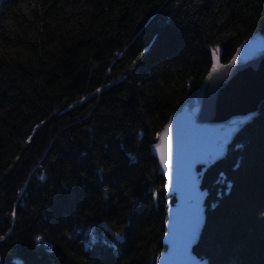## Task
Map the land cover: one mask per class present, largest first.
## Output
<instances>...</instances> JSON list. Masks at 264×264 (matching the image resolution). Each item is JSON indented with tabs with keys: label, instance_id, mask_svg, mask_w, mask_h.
<instances>
[{
	"label": "trees",
	"instance_id": "trees-1",
	"mask_svg": "<svg viewBox=\"0 0 264 264\" xmlns=\"http://www.w3.org/2000/svg\"><path fill=\"white\" fill-rule=\"evenodd\" d=\"M256 32L264 0H0V264H155L175 198L151 142ZM199 171L194 253L264 264V102Z\"/></svg>",
	"mask_w": 264,
	"mask_h": 264
},
{
	"label": "water",
	"instance_id": "water-1",
	"mask_svg": "<svg viewBox=\"0 0 264 264\" xmlns=\"http://www.w3.org/2000/svg\"><path fill=\"white\" fill-rule=\"evenodd\" d=\"M211 61L198 89L175 110L150 145L164 179L163 191L175 198L162 237L165 249L155 264H208L193 251L206 210L199 168L205 170L225 156L230 143L257 117L264 102V34L256 32L244 40L226 63L220 59V50L211 49ZM169 125L170 175L157 152V146L165 148ZM101 226L109 231L105 222Z\"/></svg>",
	"mask_w": 264,
	"mask_h": 264
},
{
	"label": "snow or ice",
	"instance_id": "snow-or-ice-1",
	"mask_svg": "<svg viewBox=\"0 0 264 264\" xmlns=\"http://www.w3.org/2000/svg\"><path fill=\"white\" fill-rule=\"evenodd\" d=\"M22 6L24 5L22 4ZM140 55L142 56L143 53H140ZM139 58L140 56H137L136 60H138ZM235 59L236 58L233 57V62L235 61ZM136 60H133L132 63L135 64ZM97 91H99V89H97ZM170 129H171V125H169L167 129H165V133L167 136L165 148L162 150L159 146H157V152L160 153L161 155V162L165 165V173L169 175L171 172V132H170ZM39 239L40 238L37 237V240Z\"/></svg>",
	"mask_w": 264,
	"mask_h": 264
}]
</instances>
